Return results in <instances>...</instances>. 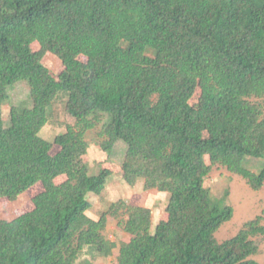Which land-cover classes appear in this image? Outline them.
<instances>
[{"label":"trees","instance_id":"obj_1","mask_svg":"<svg viewBox=\"0 0 264 264\" xmlns=\"http://www.w3.org/2000/svg\"><path fill=\"white\" fill-rule=\"evenodd\" d=\"M48 54L62 61L57 77ZM20 82L32 105L6 120ZM60 96L71 124L48 141ZM253 98H264V0H0V200L43 187L33 211L0 220V264H93L79 262L86 249L104 258L118 250L116 264H260L262 219L219 243L233 210L205 186L209 157L264 189V115ZM98 129L103 152L126 146L129 186L170 195L155 229L151 209L124 201L89 217L90 195L112 176L86 162L87 134ZM121 212L130 240L118 247L105 231Z\"/></svg>","mask_w":264,"mask_h":264},{"label":"rangeland","instance_id":"obj_2","mask_svg":"<svg viewBox=\"0 0 264 264\" xmlns=\"http://www.w3.org/2000/svg\"><path fill=\"white\" fill-rule=\"evenodd\" d=\"M32 49L38 52L41 47L35 43ZM80 60L87 62L85 57H80ZM43 62L56 77L64 70L62 61L52 54H48ZM20 83L8 91L9 98L3 106V114L6 120L9 119L12 107H30L32 105L29 86L26 83ZM196 100L197 97L194 103H196ZM251 102L258 105L264 115V98H253ZM68 124H71V121L67 119L66 115V98L60 96L53 106L49 124L42 131V137L48 141H53L56 136L66 132ZM98 132L99 129L87 134L90 149L86 162L89 164L92 174L108 170L112 172V176L109 178L106 190L101 196L90 195L89 201L92 204V209L88 213L89 217L98 220L103 213L109 211L114 203L124 201L129 206L151 209L153 212V228L155 229L168 217L166 209L170 195L158 191H146L143 182H139L135 187L129 186L124 181L121 170L126 146L123 143H118L112 155H109L103 152L98 145L100 142ZM58 151L59 148L55 147L53 154L55 155ZM206 162L212 168V172L205 182L206 188L210 190L214 200H223L233 210L232 220L226 223L216 234L218 242L222 244L234 238L247 223L259 217L262 219V226H264V189L256 192L250 188L242 177L231 174L221 165L213 166L209 157H206ZM262 165V161H253L250 168L254 172H259ZM65 179V177L59 178L56 182L62 183ZM42 191L43 187L39 184L14 202L6 199L0 200V220L13 221L33 211V198ZM127 218L128 216L124 212L109 218L105 236L108 240L117 243L118 247L130 240V236L125 233L123 228ZM254 241L259 246V253L253 259L260 264H264V236L256 237ZM117 252L118 250L112 256L104 258L86 249L82 253L79 262L116 264Z\"/></svg>","mask_w":264,"mask_h":264}]
</instances>
